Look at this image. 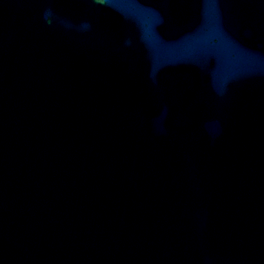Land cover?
Wrapping results in <instances>:
<instances>
[{"label":"water","instance_id":"95a60500","mask_svg":"<svg viewBox=\"0 0 264 264\" xmlns=\"http://www.w3.org/2000/svg\"><path fill=\"white\" fill-rule=\"evenodd\" d=\"M0 264H264V0H0Z\"/></svg>","mask_w":264,"mask_h":264}]
</instances>
